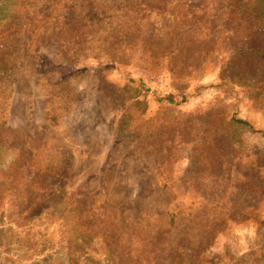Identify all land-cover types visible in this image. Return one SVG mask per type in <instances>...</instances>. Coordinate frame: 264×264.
Instances as JSON below:
<instances>
[{"label":"rangeland","instance_id":"rangeland-1","mask_svg":"<svg viewBox=\"0 0 264 264\" xmlns=\"http://www.w3.org/2000/svg\"><path fill=\"white\" fill-rule=\"evenodd\" d=\"M3 15L0 214L45 175L39 205L66 202L95 239L83 264L106 239L116 264L264 258V136L234 122L264 132V0H9ZM51 211L0 238L34 235L26 259L54 247Z\"/></svg>","mask_w":264,"mask_h":264},{"label":"trees","instance_id":"trees-1","mask_svg":"<svg viewBox=\"0 0 264 264\" xmlns=\"http://www.w3.org/2000/svg\"><path fill=\"white\" fill-rule=\"evenodd\" d=\"M9 0H0V11L4 10ZM6 16L0 17V19H4ZM7 75L5 70V62L3 59H0V84L3 82L2 79ZM3 89H0V98L3 97ZM168 102H172L171 99H167ZM3 105V102L0 103ZM0 117H1V108H0ZM235 123L242 125L243 127L251 130L252 132L261 133L264 136V132L259 130H253L251 125L241 119H235ZM6 167V159H0V169L3 171ZM45 175L42 178H36L35 180H31L26 183L25 188L16 189L15 194L16 198L14 203H16V208L18 212L12 213V215H5L4 212L0 214V235L2 232H8V227L13 225L17 227H28L33 226L34 220L40 218L41 213L44 210H47L48 207L52 208L51 214L53 216L56 214L57 218L55 223L62 228L61 235L59 241L56 242L55 246L51 248H46V246H42L40 251L36 254H32L30 259H26L25 257L28 255V250L33 249V245L36 242L30 244L31 246L25 247L26 251L23 255L19 254V249L24 247V243L29 244L31 239L34 238V235L27 234L25 239L19 241L17 243V250L11 248L13 245L11 240L8 237L4 239L0 238V255H4V260L7 264H27L30 261H37L39 257L43 256L44 253L53 254L58 260V264H83L89 262L91 259V255L95 253L92 247L95 246V239L90 238V236H86L84 231H77L76 233L72 231L69 226L70 218L74 214L73 210L68 208V204L61 200H55V196L52 195L53 203L50 205V202H45L46 204L39 205L36 201L37 197L45 196L44 191H46L48 186V181H46ZM6 183L0 184V205L2 200L7 193H13L12 187L5 186ZM4 188V190H2ZM30 193V197L24 205L19 201H21V194L23 192ZM37 196V197H36ZM54 196V197H53ZM174 217H170V222H173ZM79 226V224H76ZM7 227V228H5ZM7 230V231H6ZM31 229H29L30 231ZM33 236V237H31ZM106 239V238H105ZM110 240L106 239L103 241L101 245V253L98 256L95 264H116L115 253L113 252ZM46 245V244H44ZM15 251V252H14ZM12 256H9V255ZM264 259V258H263ZM260 256L256 259L250 261H242V258L233 257L230 258L226 264H264L263 260ZM202 264H217L216 262L207 261Z\"/></svg>","mask_w":264,"mask_h":264}]
</instances>
